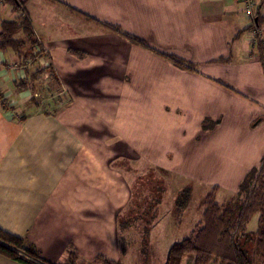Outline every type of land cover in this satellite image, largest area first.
Returning a JSON list of instances; mask_svg holds the SVG:
<instances>
[{
	"label": "crops",
	"instance_id": "obj_1",
	"mask_svg": "<svg viewBox=\"0 0 264 264\" xmlns=\"http://www.w3.org/2000/svg\"><path fill=\"white\" fill-rule=\"evenodd\" d=\"M19 1H26L42 53L26 66L15 54L0 56V91L18 111L19 99L33 94L47 101L25 104L32 110L25 122L0 107V228L37 247L43 259L64 263L72 249L79 264L117 258L120 218L145 169L169 190L198 171L204 183L231 192L259 164L264 20L255 26L242 2ZM259 11L264 19V4ZM54 13L72 25L68 33L65 24L48 26ZM37 18L58 37L40 38L45 31ZM220 58L225 61L214 62ZM14 63L20 71H13ZM49 64L60 86L46 71L34 90H17V80ZM50 96L57 97L51 105ZM206 119L218 121L214 133L193 141ZM91 129L92 138L105 137L106 145L117 140L125 154H113L112 146L111 153L82 156L74 136ZM0 264L19 263L0 255Z\"/></svg>",
	"mask_w": 264,
	"mask_h": 264
},
{
	"label": "trees",
	"instance_id": "obj_2",
	"mask_svg": "<svg viewBox=\"0 0 264 264\" xmlns=\"http://www.w3.org/2000/svg\"><path fill=\"white\" fill-rule=\"evenodd\" d=\"M2 4L9 6L17 17L12 21L2 20L0 13V52H13L16 56H22V50L27 48L31 59L34 62L40 59L42 51L38 52L40 42L37 40L32 24L25 13V2L19 0H1ZM264 0L259 4L262 7ZM257 9L255 15V26L261 25L264 20L260 11ZM113 31L119 32L133 42H141L137 37L129 35L117 26H110ZM246 31L236 35L235 40ZM262 48V46H260ZM177 60L174 56L169 57ZM26 57L22 56L21 62L26 63ZM225 58H220L214 62H224ZM263 65H264V60ZM180 62V60L178 61ZM49 72L51 80L58 83L53 66L49 64L44 68L37 69L33 75L25 76L15 82V86L20 92H29L34 90L36 83ZM35 94L30 101L37 104ZM0 107L3 111H11L20 122H25L28 118L27 113H18V107L11 105L10 101L5 99V95L0 91ZM160 184L157 190L163 188V183L154 180ZM220 187L215 185L211 192L206 196L201 221L193 229L190 235L182 241L175 242L170 246L166 261L164 264H257L258 258L264 261V155L259 164L251 168L237 187V201L229 208H222L216 201V196ZM159 195V196H158ZM159 197L156 199V197ZM161 193L156 192V197L148 196L137 202L134 210L124 218H120V234H127L130 231L135 235L142 236L141 241L146 242V250L150 246V234L152 227L147 225L142 228L140 221L143 218L142 205L152 207L161 201ZM192 198L191 187L180 190L177 194L175 207L178 214H182L190 204ZM133 200L127 208L131 209ZM147 207V208H148ZM155 208V207H154ZM144 210V209H143ZM149 210V209H148ZM147 210V213H148ZM155 211V210H154ZM125 215L122 214L121 217ZM259 216L258 228L254 231L249 230V224L253 217ZM154 215L152 217H155ZM141 218V220H140ZM151 222V220H150ZM141 226V227H140ZM137 228H140L139 230ZM123 232V233H122ZM134 241V240H133ZM120 243V239H119ZM145 250V251H146ZM0 255L14 260L19 264H55L41 257L40 251L33 245H28L25 239L15 236L0 228ZM186 258L185 263L184 259ZM80 255L76 249H72L64 263L57 264H79ZM93 264H122L120 261L111 260L102 256L94 259ZM143 264H153L145 259Z\"/></svg>",
	"mask_w": 264,
	"mask_h": 264
},
{
	"label": "rangeland",
	"instance_id": "obj_3",
	"mask_svg": "<svg viewBox=\"0 0 264 264\" xmlns=\"http://www.w3.org/2000/svg\"><path fill=\"white\" fill-rule=\"evenodd\" d=\"M2 3V2H1ZM4 9L2 6V9L0 10V13L2 15V20H7V21H12L14 20V15H16L12 9L9 6L4 5ZM244 6V5H243ZM38 7V5L35 4L33 6L32 10L34 11L35 8ZM35 16V15H34ZM54 16L55 13H54ZM36 19V17H34ZM37 20H40L39 23V28L45 29L46 27H42L41 23V18ZM65 24L67 28H65L66 33H68V28L72 27L70 23L63 22L60 18L57 16L53 18V22L49 24L48 26L51 27H57L62 26ZM70 29V28H69ZM45 33H39L41 36L40 38H46V39H54L58 37V33L55 30L53 31H47L44 30ZM68 36V35H66ZM27 48H24L22 50V56L26 57L25 60L29 61L31 60L28 52H26ZM13 52L8 51L7 53L0 52V56L4 57L13 55ZM22 56H14L17 60V62H21ZM15 61V62H16ZM26 61V62H27ZM22 63V62H21ZM24 66L27 65V63H22ZM20 65L18 63H14L12 69L13 71L16 72V70L20 71ZM39 68V67H38ZM34 73V70H33ZM24 78V77H23ZM19 79V78H18ZM223 84H228L224 81H222ZM38 89H40V85L38 86ZM41 90V89H40ZM20 92V91H19ZM6 94H8V91H6ZM31 95V94H30ZM36 96V95H35ZM32 97V96H31ZM36 100L44 106L46 103L47 99L42 96V94H39L38 97H35ZM57 97L53 98V96L48 97L47 103L51 101H55ZM13 100V99H12ZM21 100V103L18 104L19 108L22 110H19L18 113L23 114L27 113L23 108H25V104L32 105L30 104L29 100L30 98L26 99H19ZM49 105H51L49 103ZM40 107L37 109V111L42 112V108ZM32 109V108H31ZM30 109V110H31ZM35 110V109H34ZM28 116L32 115V110L31 112L27 113ZM182 116L180 119H182L185 115H178ZM220 118H222L220 116ZM218 121H212L211 119L207 121V119L204 121L203 126L201 131L198 133L196 138L193 141L200 142V139H206L210 135V133H214L212 131L215 129V127L218 125ZM93 136H96L93 134V130H89V132H82L76 134L74 136L75 141L77 144H80L77 146L76 144V150L79 151L82 156L88 155V154H95V153H111L112 146H114L113 154L114 153H121L125 154V146L121 144H117V140H113V143L108 142V145H106L105 137H101L100 139L92 138ZM116 139V138H115ZM81 140V141H80ZM75 150V151H76ZM116 164H119V162H116ZM134 165L136 162L133 163ZM148 169H145V172L148 174L142 178V180L139 179V181L134 185V190H133V206L130 208H125V215L121 218H124L126 215H129L131 211L134 210V206L136 205L137 202L142 204V199H147L149 195H151L153 198L156 197V192L161 193V201H159V204H154L152 207H148V205H142V210L140 211L143 212V218L141 220L140 218V224L142 225V228L149 225L152 227V231L150 234V246L146 250V242L141 241L142 236H138L134 234V232H131L132 237H128L127 234H120V243H119V256L117 258H112L109 257L111 260H117L120 261L122 264H143L145 263V259L147 258L152 262L153 264H164L166 261V257L169 251V248L171 245H173L175 242L182 241L183 239L187 238L190 233L193 231L195 226L198 225V223L201 221L202 218V213L204 209V203H205V198L206 196L211 192L213 185H209L207 183H204L205 180L207 179H202V175L198 171H192L189 174H192V179L190 180H184V182L176 181L174 185H172L171 190L165 188L166 190L159 189L157 190V187H160V184L155 183L153 180L154 177H152L150 172L147 171ZM158 180V178H157ZM203 180V181H202ZM159 181V180H158ZM196 182H202L201 184L196 183ZM175 186L178 188V190H182L186 187H191L192 189V198L190 201L189 206L182 211L183 213L180 215L177 213L176 207H175V201L177 198L176 192H175ZM166 187L163 185V188ZM237 190V189H236ZM237 191H231L228 192V190H225L223 187L219 190L217 196H216V201L217 203L222 207V208H229L231 205L237 201ZM159 196V195H158ZM156 197L159 198V197ZM160 206V207H159ZM148 207V208H147ZM155 207V208H154ZM144 209V210H143ZM149 209V210H148ZM148 210V213H147ZM155 210V211H154ZM156 215L153 220L152 217ZM258 219L259 216L253 217L251 223L249 224V230H256L258 228ZM151 220V222H150ZM141 227V226H140ZM138 230L140 228H137ZM123 233V232H122ZM130 236V235H129ZM134 240V241H132ZM146 250V251H145ZM93 260L85 261L82 260L80 264H93ZM186 258L184 259L185 263ZM257 264H264V261L258 258Z\"/></svg>",
	"mask_w": 264,
	"mask_h": 264
},
{
	"label": "built area",
	"instance_id": "obj_4",
	"mask_svg": "<svg viewBox=\"0 0 264 264\" xmlns=\"http://www.w3.org/2000/svg\"><path fill=\"white\" fill-rule=\"evenodd\" d=\"M240 1L244 5V12L245 15L251 19L252 21L255 20L256 11L258 9V4L255 0H236ZM255 23V22H254ZM259 29V28H258Z\"/></svg>",
	"mask_w": 264,
	"mask_h": 264
}]
</instances>
